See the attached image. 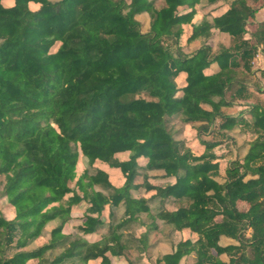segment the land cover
Here are the masks:
<instances>
[{"label":"trees","instance_id":"16d2710c","mask_svg":"<svg viewBox=\"0 0 264 264\" xmlns=\"http://www.w3.org/2000/svg\"><path fill=\"white\" fill-rule=\"evenodd\" d=\"M263 8L0 0V264H264Z\"/></svg>","mask_w":264,"mask_h":264},{"label":"rangeland","instance_id":"374dc122","mask_svg":"<svg viewBox=\"0 0 264 264\" xmlns=\"http://www.w3.org/2000/svg\"><path fill=\"white\" fill-rule=\"evenodd\" d=\"M262 20H264V8L261 9V10L259 11L258 15H257V21H262ZM250 29L252 30L253 27L250 26ZM217 41H218V39H217L215 42L211 43V44L213 45V48H214V49H216L215 45H216ZM223 41H224L226 44H228V39H227V38L223 37ZM198 46H199V42H196V43H194V44L192 45L191 49H196ZM255 63H256L255 68H262V67H263V60H262L261 56H257V58H256V62H255ZM254 71H255V74H256V78L259 77V73H258L256 70H254ZM250 79L253 80L254 78H250ZM239 109H240V108H228V109H225V112H226V113H230V114H237ZM178 127H181V126L178 125ZM181 131L185 132V134H184V138H185L186 140H188L189 142L194 141V137H195L196 134H195V132L192 131L189 127L185 128V129H182ZM236 139H238V142H239L240 144H242L243 141H244V138H243L242 136H238ZM120 157H121L122 159H125V158H127V154H122V155H120ZM113 174H116V172H114ZM0 204H1V203H0ZM239 208H240L241 210H246L248 207H247L246 204L241 203V204L239 205ZM54 225H55V224H51V225L49 226V229L52 228ZM191 236H192V233H190V232H186V233H184V234H183L182 236H180V237H183V238H185V239H188V238H190ZM159 238H160V242H162V237H159ZM233 243H235V242H234V241H231V240H227V239H222V240H221V245H223V246H224V245H227V244H233ZM34 246H35V245H32L31 248H33ZM160 251H161V252H167V251H168V245H167L166 243L162 242V243L160 244ZM113 264H125V263H124L123 261H115V260H114Z\"/></svg>","mask_w":264,"mask_h":264}]
</instances>
